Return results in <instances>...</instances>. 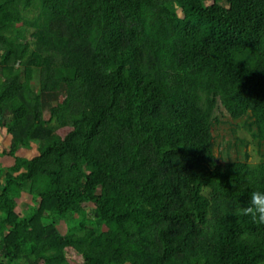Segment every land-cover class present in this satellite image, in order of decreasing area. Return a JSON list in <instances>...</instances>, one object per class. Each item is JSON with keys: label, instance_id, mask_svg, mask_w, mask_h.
<instances>
[{"label": "trees", "instance_id": "trees-1", "mask_svg": "<svg viewBox=\"0 0 264 264\" xmlns=\"http://www.w3.org/2000/svg\"><path fill=\"white\" fill-rule=\"evenodd\" d=\"M0 128V264H264V0H0Z\"/></svg>", "mask_w": 264, "mask_h": 264}, {"label": "rangeland", "instance_id": "rangeland-1", "mask_svg": "<svg viewBox=\"0 0 264 264\" xmlns=\"http://www.w3.org/2000/svg\"><path fill=\"white\" fill-rule=\"evenodd\" d=\"M178 13L181 14V10L178 9ZM14 135H9L6 133L5 129L0 128V165L9 164L13 161L11 157L7 158L8 156L2 154L3 150L6 149V146L8 147V144L13 140ZM17 154H24L28 156H34L37 154V145L32 144L29 149H21ZM258 156H255L253 154L252 160H256ZM27 202V199H23L20 201L19 207H22ZM18 207V208H19ZM20 209V208H19ZM65 225H62V229L65 230ZM66 257L68 258V261L70 264H82V257L81 255L76 252L73 248H66L65 249Z\"/></svg>", "mask_w": 264, "mask_h": 264}, {"label": "clouds", "instance_id": "clouds-1", "mask_svg": "<svg viewBox=\"0 0 264 264\" xmlns=\"http://www.w3.org/2000/svg\"><path fill=\"white\" fill-rule=\"evenodd\" d=\"M237 214L250 216L254 222L264 225V190L252 191L247 206H240Z\"/></svg>", "mask_w": 264, "mask_h": 264}]
</instances>
